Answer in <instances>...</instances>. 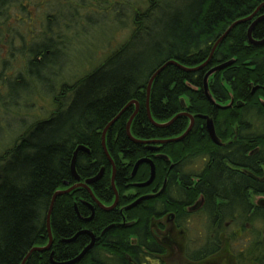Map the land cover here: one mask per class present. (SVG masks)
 Listing matches in <instances>:
<instances>
[{
    "label": "trees",
    "instance_id": "obj_1",
    "mask_svg": "<svg viewBox=\"0 0 264 264\" xmlns=\"http://www.w3.org/2000/svg\"><path fill=\"white\" fill-rule=\"evenodd\" d=\"M83 1L59 2L54 14L46 15L40 36L27 43L22 31L13 27L10 11L14 8L24 14L22 0H0V97L4 96L6 106L17 110L27 97L48 84L50 90L45 94L55 105L52 115L30 124H13L5 116L0 123V264H22L28 255L24 264L69 262L90 245L89 232L94 244L75 264H138L137 250L141 251L140 245L150 234V217L162 216L170 208L164 202L158 204L157 195L142 199L135 209L118 207L106 212L96 208L88 223L79 218L83 211L89 212L84 206L89 201L85 188L57 196L49 219L51 245L47 251H35L49 244L47 215L54 195L75 185L70 166L78 148L88 151L76 155L75 172L80 181L85 183L104 168L101 179L88 188L105 206L114 197L112 164L114 188L119 194L133 183L132 165L154 154L159 156L151 157L153 161L164 164L162 172L176 165L178 157L184 158V163L207 159L208 169L198 184L191 188L187 179L190 188L179 189L177 199H192L202 193L210 204L220 196L228 205L239 206L240 212L247 204L248 188L259 193L264 190V184L237 176L231 169L249 166V157L258 148L262 153L256 157L264 158V45L248 42L251 22L228 32L239 20L254 14L253 21L264 16V0H184L181 7L177 6L180 0H147L142 11L135 0H111L110 36L127 29L134 14L131 34L115 49L106 50L104 61L97 66L91 64L94 60L86 62L90 70L77 78L78 60L89 48L79 50L80 39L91 41V37L82 36L107 25V21L97 23L87 15ZM56 25L64 29L57 35L53 31ZM251 36L255 40L264 37V19L255 25ZM17 55L23 58V68L7 74ZM164 66L151 84L150 122L147 86ZM66 74L71 80H66ZM230 100L232 104L226 108ZM135 104L138 111L130 124V139L126 126ZM119 114L104 135L111 164L102 150V135ZM180 114L183 116L177 118ZM187 117H194V125L181 142L172 144L174 158L161 153L167 143L157 147L158 152L143 146L142 139L184 135L189 127ZM202 117L212 120L220 145L211 143ZM16 127L20 130L11 131ZM3 137L8 140L1 141ZM240 148L242 152L235 151ZM168 179L175 181L176 176ZM83 231L88 233L72 241ZM258 258L264 260V253L260 251Z\"/></svg>",
    "mask_w": 264,
    "mask_h": 264
},
{
    "label": "flooded vegetation",
    "instance_id": "obj_2",
    "mask_svg": "<svg viewBox=\"0 0 264 264\" xmlns=\"http://www.w3.org/2000/svg\"><path fill=\"white\" fill-rule=\"evenodd\" d=\"M226 64L228 65V63ZM204 87L205 91H207L206 85ZM231 104L232 101L230 100L225 107L229 108ZM137 111L138 107L136 106L133 113L134 116ZM180 116H183V114L178 115L177 118ZM187 118L189 121V133L194 125V117ZM202 119L205 121L206 133L211 143L216 146L220 145L212 120L207 117H202ZM209 123L213 127L214 139L208 130ZM188 133L171 139L153 138L142 139L141 141L144 147L152 148L154 152H158V148L167 143V145H164L166 148H161L163 151L161 153L174 158L171 155L173 149H175L172 144L181 142ZM130 139H132L131 136ZM102 141L105 145V139ZM235 141L236 139L234 138L232 142ZM235 151L242 152L241 148ZM254 151L255 154L253 155H251L253 151L248 153V155L252 156L249 157L251 159L249 166L237 167L238 169L231 167V169L237 176H246L255 183L264 184V158L256 157L262 153V148ZM82 152L88 153L86 150ZM154 155L157 156L158 154ZM154 155L141 158L132 165L130 179L133 183H131L130 188L123 190L119 194L114 188L115 171L112 172L111 170L110 184L114 191V197L110 205L105 206L100 203L92 192L86 189L89 193V201L84 206L89 212L83 211L84 215L78 213L80 220L85 223L92 221L94 214L97 212L96 208L106 212L113 211L118 207H121V209L125 207L128 209L139 208L140 204L144 202L142 199L149 195H157L159 196L157 197L158 204L164 205L165 203L170 208L162 216L150 217L148 225L150 234L146 243L140 245L141 251L137 250L138 264H264V260L258 258L260 251L264 253V190L263 193H259L248 188L246 191L247 204L241 208L240 212L239 206L228 205L227 201L220 196H215L213 198L214 202L210 204L206 203V198L202 193L192 199H185V197L177 199L176 192L179 189L188 190L198 184L200 177L208 169L207 159L196 158L184 163L185 159L178 157V161L173 159L177 162L176 165L174 164L175 166L172 164L162 172L160 169L163 168L164 164H156L152 159L156 157ZM142 160L145 161L135 167L136 163ZM103 172L104 168L100 169L93 178L100 173L102 177ZM172 174H174V177L176 176L175 181H169L168 179V176ZM137 175H139L138 178H136ZM187 179H190V187L187 186L189 183L186 182ZM98 181L89 184L88 187ZM81 184H84V181L77 182L75 180L73 187L84 189L77 187V185ZM122 198L124 200L120 201ZM91 216V220L86 221ZM88 235L91 240L90 244L91 242L94 244V236L90 232ZM131 242L132 245L136 246V239H131Z\"/></svg>",
    "mask_w": 264,
    "mask_h": 264
},
{
    "label": "rangeland",
    "instance_id": "obj_3",
    "mask_svg": "<svg viewBox=\"0 0 264 264\" xmlns=\"http://www.w3.org/2000/svg\"><path fill=\"white\" fill-rule=\"evenodd\" d=\"M66 0H22L23 6H25V13L23 14L22 11H17L14 8H11V14H12V25L14 28H16L18 31H22L23 36L26 38L27 43L35 38L40 36L38 33L40 32V26L45 24L44 20L46 15L56 11V5L59 2H65ZM134 1V0H130ZM139 5H141V11L146 8L147 6V0H135ZM181 4L177 6H182V3L184 0H180ZM129 2V1H128ZM83 6L85 9H83L84 12L88 13L87 15L91 16V18L95 22H102V20L107 21V25H104L103 27L99 26L94 31H87L82 37H89L87 39H90L91 41L87 42L86 39H80V46L79 50L83 51L86 50L84 47H89L88 50L81 53V56L79 58V67L77 72V78L82 77L85 73H87L90 70L89 68H86L88 65H84L86 62L93 61L91 64L94 66H97L101 62L104 61V58L106 57V50L111 48L112 50L118 47L124 40L128 39L131 34V27L133 24V17L132 15L130 22L128 23L127 29L125 30H118L120 32L115 33L110 36V33L112 32V28L109 25V6L111 5V0H84ZM176 7V8H180ZM105 16H103V15ZM60 21L59 18L56 19V21ZM63 28L54 26L53 31L57 35L59 32L62 33ZM32 31L30 33L29 37L27 33ZM66 32V30H65ZM65 35L68 36L67 33ZM114 37V38H113ZM71 38V37H70ZM78 38V37H77ZM72 39V38H71ZM151 39H153V35H151ZM73 41V39H72ZM70 47H72L70 45ZM78 52V50H77ZM110 52V51H108ZM95 58V59H94ZM22 60V61H21ZM90 64V65H91ZM70 67V63L67 67H65V70L67 71ZM21 68H23V58H21L19 55L16 56L15 61L12 63V68L8 67V73L7 74H13L14 72L19 71ZM77 69L75 70V72ZM75 75V73H74ZM65 77V75H64ZM66 80H71L69 74H66ZM64 79V78H63ZM76 78H73L72 82H74ZM64 81V80H63ZM27 102H25L21 107L17 110H12L11 107L5 105V98L4 96L0 97V123L3 122V117H7L9 121H11L13 124L20 123L22 121L26 122L27 124L32 123L33 121H38L40 119L48 118L52 112L55 111V105L54 100L49 95L45 94V91H38L35 92L34 95L31 97H27ZM6 106V107H5ZM19 131L17 127L12 129ZM21 133V132H20ZM19 133V135H20ZM14 137H17L16 131L14 132ZM8 139L4 138L1 141H7ZM105 146V145H104ZM3 154V150L0 149V157Z\"/></svg>",
    "mask_w": 264,
    "mask_h": 264
},
{
    "label": "water",
    "instance_id": "obj_4",
    "mask_svg": "<svg viewBox=\"0 0 264 264\" xmlns=\"http://www.w3.org/2000/svg\"><path fill=\"white\" fill-rule=\"evenodd\" d=\"M255 15V14H254ZM254 15H252V16H250L247 20L245 19V20H239V21H237V22H235L230 28H229V30H228V32L231 30V29H233L234 27H236V26H238V25H240V24H242V23H245V22H247V21H249V20H251V19H253V17H254ZM264 19V16H262V17H259V18H257V19H255L253 22H251V21H249V22H251V25H250V27H249V29H248V32H247V38H248V41H249V43L250 44H252V45H257V46H261V45H264V40L262 41V42H260V43H255V42H253V40H252V38H251V33H252V30L254 29V27H255V25L256 24H258L261 20H263ZM227 32V33H228ZM226 37V34L220 39V41L221 40H223L224 38ZM219 41V42H220ZM214 50V49H213ZM170 64H172V63H170ZM206 65V63L204 64V66ZM227 65V64H226ZM226 65H222V66H220V67H216V68H214V69H212L208 74H207V77L210 75V74H212V73H214V72H216V71H218L220 68H223L224 66H226ZM165 68V66L164 67H162L161 69H159L156 73H155V75L152 77V79L149 81V83H148V86H147V101H146V110H147V115H148V119L150 120V122H152V119H151V116H150V113H149V110H148V97H149V92H150V88H151V84H152V82H153V80H154V78L163 70ZM206 77V78H207ZM119 116H120V114L105 128V130H104V132H103V135H102V140H104V135H105V132L107 131V129L119 118ZM133 117H134V115L130 118V120L128 121V123H127V126H126V134H127V136L128 137H130L131 135H130V124H131V122H132V120H133ZM192 121V120H191ZM208 130H209V133H210V135L212 136V138L214 139V131H213V127H212V124L211 123H209L208 124ZM188 131H189V129L187 130V132L186 133H188ZM102 148H103V151H104V153H105V155L107 154V151H106V149H105V146H104V143H103V141H102ZM80 151H85L84 150V148H78L77 150H76V152L74 153V155H73V158H72V162H71V166H70V171H71V174H72V176L75 178V180L77 181V182H79L80 180H79V178H78V176L76 175V172H75V161H76V155H77V153L78 152H80ZM145 160H142V161H139L138 163H136V165H135V167H137L139 164H141L142 162H144ZM152 175H153V171H152ZM101 177V173L98 175V176H96L95 178H93V179H90V180H87V181H85V183L84 184H81V185H77V187H82V188H85V189H87L88 191H89V188H88V185L89 184H91V183H93V182H96V181H98V179ZM112 183H113V180H112ZM75 187H71L70 189H68L67 191H64V192H58V193H56L55 195H54V197H53V199H52V203H51V206H50V211L48 212V215H47V232H48V237H49V244H48V246H46L45 248H42V249H35V251H38V252H43V251H47L48 249H49V247H50V245H51V242H52V237H51V232H50V227H49V219H50V212H51V209H52V205H53V203H54V200H55V198L57 197V196H60V195H63V194H67V193H69L70 191H72L73 189H74ZM90 192V191H89ZM116 202V201H115ZM113 208V207H112ZM91 218H92V216L89 218V219H87L86 221H90L91 220ZM86 233H88V232H86V231H83V232H80V233H78L73 239H72V241L73 240H75L76 239V237L78 236V235H81V234H86ZM92 242H91V244L90 245H88L75 259H73V260H71V261H69V262H66V263H62V264H75V263H77L78 261H80L84 256H85V254L88 252V250L92 247ZM29 257V255L26 257V259ZM26 259L23 261V263L22 264H24V262L26 261ZM50 260H52V255L50 256Z\"/></svg>",
    "mask_w": 264,
    "mask_h": 264
},
{
    "label": "bare ground",
    "instance_id": "obj_5",
    "mask_svg": "<svg viewBox=\"0 0 264 264\" xmlns=\"http://www.w3.org/2000/svg\"><path fill=\"white\" fill-rule=\"evenodd\" d=\"M249 17H247V18H245L246 20L248 19ZM245 19H242V20H245ZM249 21H253L252 19L251 20H249ZM249 21H247V22H249ZM251 25V24H250ZM250 27V26H249ZM253 40V42H255V43H260V42H262L263 40H264V37L262 38V39H258V40H255V39H252ZM255 46H257V45H255ZM40 90H42V91H49L50 90V86L47 84L46 86H44L42 89H40ZM53 114V112L51 113V115ZM106 157H107V159H108V161L112 164V160H111V158L109 157V155H108V153L106 154ZM115 171V167H114V165L112 164V172H114ZM52 237V236H51Z\"/></svg>",
    "mask_w": 264,
    "mask_h": 264
}]
</instances>
